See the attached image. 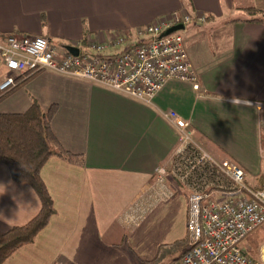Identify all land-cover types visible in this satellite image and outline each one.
<instances>
[{"label": "crops", "instance_id": "crops-1", "mask_svg": "<svg viewBox=\"0 0 264 264\" xmlns=\"http://www.w3.org/2000/svg\"><path fill=\"white\" fill-rule=\"evenodd\" d=\"M236 1L0 0V43L11 35L41 36L58 54L88 38L100 44L172 14L187 15L192 20L181 33L199 86L196 91L189 83L168 81L147 105L42 71L2 100L0 114L23 113L33 99L44 110L57 105L54 135L66 151L84 157L81 168L57 157L46 162L40 176L55 213L33 242L2 264H14L15 258L16 264H133L130 251L151 260L158 248L186 236L189 187L167 178L171 199L158 202L156 187L141 201L157 168L169 170L180 146L164 112L185 120L193 142L215 161H232L245 172V181L264 185V28L249 21L247 10H264V0H243L245 6ZM124 38L123 48L111 47L103 55L120 54L143 40ZM8 74L4 68L0 84ZM238 196L226 192L217 198ZM39 209L33 190L14 183L0 164V233L26 224ZM33 246L37 255L28 254ZM109 249L125 254L106 258Z\"/></svg>", "mask_w": 264, "mask_h": 264}, {"label": "built area", "instance_id": "built-area-1", "mask_svg": "<svg viewBox=\"0 0 264 264\" xmlns=\"http://www.w3.org/2000/svg\"><path fill=\"white\" fill-rule=\"evenodd\" d=\"M191 20L187 15L172 14L139 27L134 36L143 40L111 56L103 53L126 41L119 34L100 44L88 38L84 41L86 50L80 47L83 42L78 43L74 46L78 49L77 56L67 50L58 54L57 48L41 36L11 35L0 43V63L9 73L0 84V94L16 88L18 79L24 80L42 71L89 82L147 105L152 104L168 81L189 83L197 91V74L190 66L182 33H168ZM198 20L205 19L200 16ZM161 115L177 131L180 146L169 170L157 168L155 183L145 188L141 201L146 200L150 189L155 191L159 187L157 200L166 202L173 197L165 187L167 178L187 185L193 172L204 165L214 168L231 186L230 191L218 185L209 192L199 191L194 185L189 187L186 221L189 249L173 264H261L244 255L239 244L251 230L264 223V185L258 189L248 187L244 183L245 172L237 164L229 160L215 161L193 142L189 124L179 115L173 111ZM226 192H237L239 196L217 198ZM126 219L132 223L134 216ZM261 253L264 261V250Z\"/></svg>", "mask_w": 264, "mask_h": 264}, {"label": "trees", "instance_id": "trees-1", "mask_svg": "<svg viewBox=\"0 0 264 264\" xmlns=\"http://www.w3.org/2000/svg\"><path fill=\"white\" fill-rule=\"evenodd\" d=\"M247 10L252 16L249 21L259 23L264 28V10L254 8ZM120 35L131 37L135 35V31ZM39 73L41 72L24 80L18 79L19 84L16 88L0 94V102ZM57 109V105L52 104L44 110L33 99L23 113L0 114V164L8 169L14 183L28 185L40 203L38 214L26 224L0 233V264L21 247L33 242L55 213L52 198L40 176L46 162L52 157H57L72 166L79 168L84 166L83 155L66 151L53 133L52 120ZM193 185L195 188L198 187L199 191L206 192L217 189L218 185L224 186L227 191L231 190L230 182L208 165L197 168L188 179L187 185L183 186ZM253 188L258 189L256 186Z\"/></svg>", "mask_w": 264, "mask_h": 264}, {"label": "rangeland", "instance_id": "rangeland-1", "mask_svg": "<svg viewBox=\"0 0 264 264\" xmlns=\"http://www.w3.org/2000/svg\"><path fill=\"white\" fill-rule=\"evenodd\" d=\"M235 4H236V6H245L243 0H240V1L237 0ZM239 15H242V14L239 13ZM245 16H248L247 13L245 14ZM180 32H182V31H180ZM80 47H82V50H84L87 47L86 42H83L80 45ZM123 47H124V45L119 46V48H123ZM3 72H4V68L0 65V78H1ZM244 183H246V185L248 187H253V183H251L249 181V179L247 181H245ZM219 198H220V196H219ZM170 226H171V222H169V227ZM126 235H127V233L125 234V236ZM186 245L188 246L189 243H188L187 234H186V236L184 234L183 237L180 236L178 240L174 241V244H172V245L167 244V245H164V246H161L160 248H158L156 250V252L153 255H151L152 256L151 260H146V261L140 260L139 257L133 252V250L130 251V254H131V257L133 260L132 261L133 264H165L171 256H173L177 252L181 251V248H183L185 250L187 247ZM239 247L243 251L244 255H246L250 260L264 264L263 259L261 261V257H262L261 255H263L261 252H262V250H264V223H262L261 225H259L255 229L251 230V232L248 233L245 236V238L240 242ZM37 249H38V246L30 247V252L28 254L32 255L34 253V255H37V253H36ZM110 253L111 254L116 253V254H121V255L125 254L122 251L117 252L114 249H109V250L105 251L104 256H106V258H108ZM13 263L16 264V258H15Z\"/></svg>", "mask_w": 264, "mask_h": 264}, {"label": "water", "instance_id": "water-1", "mask_svg": "<svg viewBox=\"0 0 264 264\" xmlns=\"http://www.w3.org/2000/svg\"><path fill=\"white\" fill-rule=\"evenodd\" d=\"M184 27L182 25H178L175 28L173 27L172 29L168 30V33H172V32H176V31H181L183 30ZM65 49L68 51V53H70L73 56H77L78 55V49L75 47H65Z\"/></svg>", "mask_w": 264, "mask_h": 264}]
</instances>
